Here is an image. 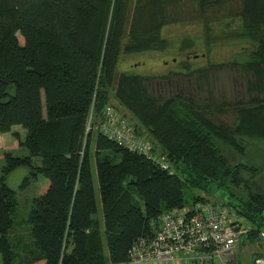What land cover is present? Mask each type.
I'll return each mask as SVG.
<instances>
[{
	"label": "trees",
	"instance_id": "obj_1",
	"mask_svg": "<svg viewBox=\"0 0 264 264\" xmlns=\"http://www.w3.org/2000/svg\"><path fill=\"white\" fill-rule=\"evenodd\" d=\"M131 2L0 0V133L11 131L10 148L27 150L2 153L0 264L17 257L8 233L18 199L5 180L19 167L29 170L23 186L44 179L28 213L34 249L24 247L18 264L128 263L132 246L152 241L163 216L188 218L197 204L210 202L212 188H224L230 200L221 205L250 226L246 240L264 231V191L217 145L245 154L247 141L264 140V0ZM190 5L207 31L226 11V25L235 22L233 37L251 43L246 59L233 62L245 74L248 98L228 103L236 113L232 126L215 123L203 106L177 93L162 99L150 89L153 77L115 76L121 54L163 50L161 28ZM205 74L198 79L205 82ZM109 105L146 137L165 167L99 130ZM14 126L25 131L23 139ZM239 186L247 189L246 200L236 194ZM185 187L199 192L190 204Z\"/></svg>",
	"mask_w": 264,
	"mask_h": 264
},
{
	"label": "rangeland",
	"instance_id": "obj_2",
	"mask_svg": "<svg viewBox=\"0 0 264 264\" xmlns=\"http://www.w3.org/2000/svg\"><path fill=\"white\" fill-rule=\"evenodd\" d=\"M131 1L132 7L135 0ZM238 6V4L232 5V10L235 11ZM224 12L226 11L222 10L217 15L219 21L210 24V30L207 31L203 25V20L196 16L191 5L182 8L181 16H178L177 22H167L161 28V35L168 42L167 46L161 51H145L131 55L121 54L115 76L125 72L153 77L150 89L162 99L177 93L203 106L204 111H207L208 116L215 123L223 122L232 126L236 113L229 107L228 103L237 100L245 101L248 98L245 91V74L233 62L238 61L237 63H240L246 59L251 43L246 39L233 37L234 30L229 27H233L235 22L233 20L227 26L226 20L223 18V16L226 17V14H223ZM204 71H206L203 76L205 82L203 78L198 79V76ZM111 94H113V89ZM110 97L111 101L130 120V114L118 105L112 95ZM131 121L133 120L131 119ZM13 130L19 132L21 139L24 138L25 131L20 126H14ZM143 134L145 133L142 131ZM5 135L8 139L7 143L12 145L15 141L12 132H6ZM248 142L254 141H247V147L249 146ZM255 143H258L264 149V140H257ZM217 145L230 164L252 165V162L246 157V153L239 154L226 144H222V142L217 143ZM3 151H9L14 156H25L27 154L26 148L19 145L3 149L0 147V175L4 166ZM28 173L29 170L26 167H19L14 169L5 180L6 185L16 191L18 199V205L13 215V226L8 233L10 242L17 254L14 264H18L19 255L23 254L24 247H28L29 252L34 249L28 213L35 191L41 186L44 178L39 176L37 180L31 179L26 186H23L24 178ZM241 173L243 177H247L244 171ZM93 182L98 200L99 188L94 164ZM248 183L250 185V180H248ZM234 190L238 196L243 197L244 200L247 199L248 191L246 188L239 186ZM211 191L212 194L207 195L211 202L216 201L221 204L230 200L224 188H212ZM197 193H199L198 190L185 187L183 194L186 204H190L193 195ZM135 199L141 202L137 195H135ZM261 232L264 234V231ZM246 235L240 234L238 236L239 240L236 239L232 242L230 245H233L232 252L221 257V264H264V236L259 234L260 237L255 240H246ZM17 243L19 244L17 245ZM168 258H156L147 255L136 258L137 261L128 263L195 264L186 256L175 259Z\"/></svg>",
	"mask_w": 264,
	"mask_h": 264
},
{
	"label": "built area",
	"instance_id": "obj_3",
	"mask_svg": "<svg viewBox=\"0 0 264 264\" xmlns=\"http://www.w3.org/2000/svg\"><path fill=\"white\" fill-rule=\"evenodd\" d=\"M102 115L99 130L104 135L118 145L145 154L161 161L162 167L166 166L152 155V147L146 137L133 132L130 122L113 106L105 107ZM249 229L250 226L227 206L211 202L197 204L195 213L188 218L181 212H174L171 217L163 216L152 241L142 240L132 246L129 262L150 255L168 259L186 256L195 264H221V257L232 252V242L239 240L240 234L245 236ZM261 235L264 236L263 232Z\"/></svg>",
	"mask_w": 264,
	"mask_h": 264
},
{
	"label": "flooded vegetation",
	"instance_id": "obj_4",
	"mask_svg": "<svg viewBox=\"0 0 264 264\" xmlns=\"http://www.w3.org/2000/svg\"><path fill=\"white\" fill-rule=\"evenodd\" d=\"M250 143V142H248ZM258 144V143H257ZM251 146L249 145L246 149V151L249 149L250 150ZM255 148L252 149L251 152L254 151ZM250 152V154H251ZM247 157V156H246ZM248 160L252 162V165H245V169L248 170L247 173L250 176L251 175V182L255 186L257 190L264 191V158L261 156L255 155L252 158L247 157Z\"/></svg>",
	"mask_w": 264,
	"mask_h": 264
},
{
	"label": "water",
	"instance_id": "obj_5",
	"mask_svg": "<svg viewBox=\"0 0 264 264\" xmlns=\"http://www.w3.org/2000/svg\"><path fill=\"white\" fill-rule=\"evenodd\" d=\"M249 145L251 146L250 150L248 149L245 153L246 156L249 158L254 157L255 155L261 156L262 158H264V149L262 147L259 146V144L255 143V142H251L249 143ZM255 148V152H251L252 149ZM251 152V154H250Z\"/></svg>",
	"mask_w": 264,
	"mask_h": 264
},
{
	"label": "crops",
	"instance_id": "obj_6",
	"mask_svg": "<svg viewBox=\"0 0 264 264\" xmlns=\"http://www.w3.org/2000/svg\"><path fill=\"white\" fill-rule=\"evenodd\" d=\"M6 133H0V147L3 149V148H8L10 147V144L7 143L8 142V139L5 135ZM37 191V190H36ZM36 191H35V194H36ZM108 264H111V263H108ZM122 264H131V263H122ZM139 264H143V263H139ZM151 264V263H150ZM191 264V263H190Z\"/></svg>",
	"mask_w": 264,
	"mask_h": 264
},
{
	"label": "bare ground",
	"instance_id": "obj_7",
	"mask_svg": "<svg viewBox=\"0 0 264 264\" xmlns=\"http://www.w3.org/2000/svg\"><path fill=\"white\" fill-rule=\"evenodd\" d=\"M164 169H165V168H164ZM200 202H201V201H200ZM200 202H199V203H200ZM204 202H206V201H204ZM210 202H211V201H210ZM214 202H215V201H214ZM214 202L212 201V203H214ZM197 203H198V202H197ZM201 203H202V202H201ZM215 203H216V202H215ZM193 204H194V203H193ZM227 206H228V205H227Z\"/></svg>",
	"mask_w": 264,
	"mask_h": 264
}]
</instances>
